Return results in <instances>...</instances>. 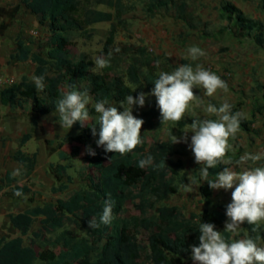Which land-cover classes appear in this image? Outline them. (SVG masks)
Here are the masks:
<instances>
[{
    "label": "trees",
    "instance_id": "obj_1",
    "mask_svg": "<svg viewBox=\"0 0 264 264\" xmlns=\"http://www.w3.org/2000/svg\"><path fill=\"white\" fill-rule=\"evenodd\" d=\"M264 4V0H259ZM24 7L37 17L38 24L47 32L46 54L40 55L32 51L28 42L16 39V50L10 55L17 62L30 61L34 65V76H44L45 87L38 91L34 81L22 76L20 81L11 85L6 93H0V102L11 109L30 110L41 116L56 111V103L66 91L75 90L89 94L93 104L107 100L109 104L120 105L126 96L134 98L144 91L154 88V81L160 72H172L179 65L172 64L169 59L153 55L145 46L115 41L118 25L125 21L122 16L125 6L122 0H23ZM104 6L110 11H102L95 6ZM174 11L175 19L187 27L192 25L188 20L183 0H153L146 4L148 15L161 9ZM220 18L226 22L218 29V33L229 32L238 39L251 38L257 44H264V26L242 14L228 2L219 7ZM108 23L106 37L100 55L108 58L111 50L110 66L94 71L93 62L85 54L72 57L68 51L70 36L75 32H85L92 25ZM119 48L117 53L115 49ZM181 64H186L182 62ZM27 108V109H26ZM147 125L160 119L156 101L143 112ZM192 123V119L181 120L176 126L181 131ZM246 129V123H240ZM75 128L82 130L79 122ZM97 135L99 124H96ZM91 131V128H88ZM87 131V129H86ZM79 134L74 140H80ZM30 139L29 134L19 139L22 147ZM172 141H154L145 147L138 146L134 151L121 156L119 153H105L104 149H96L95 156H87L88 165L94 169L98 178L88 177V185L72 191L65 199H57L44 203L36 208H28L16 214H9L8 220L18 236L10 239L0 238V264H185V259L192 256V246H199V224L212 223L217 231L223 232V224L227 220L226 206L220 209H208L213 196V189L207 181L200 183L199 172H193L192 182L199 185L201 203L205 206L198 213L187 217L181 209L167 207L162 217L149 215V210L156 202L178 193L181 185H186L185 177L177 179L172 170L182 168L180 160L174 161L179 154ZM79 148L70 153L58 152L59 163L51 164L50 172L57 184L53 192H62L71 183L72 177L67 174L68 166L62 162L75 159ZM151 155L153 163L144 169L138 162ZM111 158V159H110ZM13 159L22 167L21 176L28 179L36 165V153L31 155L17 149ZM110 159V160H109ZM225 165L209 169V180L215 179ZM17 179L5 174L4 182L11 187L10 193L21 198L32 193L27 185L15 183ZM159 189L158 198L153 190ZM21 191L22 196H15ZM115 201L113 220L110 225L100 224L96 229L88 228V220L95 218L99 223L107 194ZM138 202L134 204L139 215L128 218H117L123 212L124 202L132 197ZM39 217V229L32 232L35 218ZM81 224L86 236L79 237L69 226ZM252 225L242 224L240 235L245 234L255 239L256 243H264V222L257 232H252ZM140 231L146 233L143 245L138 239ZM47 233L49 248L37 252L34 245L45 238ZM32 235L25 244L24 237ZM227 237L230 234L224 233ZM44 240V239H43ZM59 251L54 252L55 248Z\"/></svg>",
    "mask_w": 264,
    "mask_h": 264
},
{
    "label": "rangeland",
    "instance_id": "obj_2",
    "mask_svg": "<svg viewBox=\"0 0 264 264\" xmlns=\"http://www.w3.org/2000/svg\"><path fill=\"white\" fill-rule=\"evenodd\" d=\"M153 0H122L125 11L122 16L125 21L123 24L118 25L115 35V41L121 43H133L145 46L153 55L162 59H169L172 64L181 65L182 62L191 64L193 67L196 64H201L205 69H208L221 77L227 84L229 92L227 94L218 92L212 97L206 96L202 88H194L193 91L200 98L202 104L197 107L193 105V109L182 120L195 118L192 115L194 110L196 115L201 118L215 119L214 116H207L204 108L208 104L219 107L225 100L233 105V112L243 111L245 118L248 119L251 112H258L259 124H248L249 131L239 129L234 140L230 143L233 144V150L229 151L227 157H230L233 162L239 159L245 152L256 154L264 153V49L255 47L251 41L243 42L235 39L228 32L218 33L217 30L225 25L224 20L220 18L219 7L224 2H229L233 6L240 9L246 15L258 19L260 16L264 17V5H260L257 0H183L186 3L185 13L190 21L192 28L187 27L181 21L175 19L174 11L171 9L161 8L157 10L154 15H148L145 12L146 4ZM11 4H18L20 6L19 17L20 23L19 33L14 37L28 42L33 52L45 56L46 54V39L47 32L42 28L38 22L37 17L31 14L23 5L22 0H15ZM96 9L102 11H110L104 6H95ZM109 29L108 23H98L92 25L85 32H75L70 36L71 43L68 51L72 57H77L80 54H85L88 59L93 62L94 71H100V68L95 66V59L100 57L107 30ZM32 32H36L32 34ZM196 45L201 47L207 53L206 56L200 57L197 61H192L187 57V48ZM250 53L253 58V65L251 71H247V64L244 60L247 54ZM231 54V56H229ZM230 60V61H229ZM12 65L7 68H12V73L7 74L2 71L0 76L4 79H10L11 84H4L1 93H6L7 89L16 84L20 77L18 73L24 74L33 81L34 65L30 61L16 62L10 60ZM230 64L228 67L221 68L225 64ZM261 65V67H260ZM261 70H260V69ZM229 73L226 75L225 73ZM0 89V90H1ZM146 87L143 93H150ZM156 101L154 96H147L144 107L138 105L132 106L133 115L137 118L144 120L141 129V145L147 147L154 141H172L174 137L182 138L188 130L184 127L178 131L176 124L171 122L162 124L161 118L153 121L151 126L147 125V121L143 115L151 103ZM112 105H116L113 104ZM119 111H123L120 105H116ZM2 109L6 111L5 107ZM27 109V108H26ZM87 109L90 114L88 125L82 127V130L76 129L75 124L71 129L61 128L59 124V114L54 111L45 116L35 114L34 117L29 119L33 127L34 139L24 145L26 150L30 152L35 151L37 154V162L32 169V174L26 181L22 178L21 174L17 175V183L19 185L27 184L32 193L30 195L15 198L11 195V187L7 186L3 181L4 171L13 173L15 170L12 161L4 159L0 162V224L1 221L7 220L9 214H15L28 208H36L42 206L46 202L55 201L57 199H65L72 191L82 189L88 185V177L97 180L98 175L87 163L86 149L90 146L92 150L103 149L98 147L92 132L88 130L93 124L97 122L98 114L95 113L94 104L90 99ZM14 111V110H12ZM19 111V110H17ZM30 110H22V117H29ZM244 118V120H246ZM42 119V120H41ZM254 121L255 119H251ZM257 120V121H258ZM251 121V122H252ZM247 123V122H246ZM87 129V131H86ZM257 131L256 134L253 132ZM81 135L80 140H74L76 136ZM252 134V135H250ZM192 133H187V142L181 139V142L175 143L174 148L179 153L173 156V160H180L182 168L173 169L172 174L179 179L185 177L188 181L186 185H181L178 188V193L168 196L161 202H156L152 209L149 210V215L154 217H162L167 207L181 209L187 217L198 213L205 206L201 203L199 194V185L204 184V180L200 179V183H193V172H199L200 165L195 163L194 155L192 154L189 145L191 142ZM5 140V139H4ZM3 141V140H2ZM28 144V145H27ZM140 145V146H141ZM79 148V155L75 159L62 162L68 166L67 174L72 177L71 183L67 185V189L62 192H53L52 187L57 184L50 172V165L59 163L60 160L57 156L58 152L63 151L70 153L75 148ZM5 150L4 143L1 145V150ZM54 155V156H53ZM248 166H264V159L259 161L256 165ZM240 171L241 168H236ZM191 185L189 188L188 186ZM233 189H220L213 190V196L210 203L206 208L220 209L223 205L231 203V192ZM160 190H153V196L158 198ZM138 202L135 193L132 197L127 199L123 204V212L117 218H128L130 216H138L139 212L134 206ZM39 217L35 218L32 232H37L39 229ZM10 225V224H9ZM225 223L223 224V227ZM242 227V226H241ZM79 237H85L84 227L79 225L69 226ZM241 231V230H240ZM53 235L45 233L41 240L34 245L37 252L42 248H49L47 243L48 238L52 239ZM30 234L24 237L25 244L30 241ZM5 238V237H4ZM44 239V240H43ZM140 243L143 245L146 241V233L140 231L138 235ZM258 246L264 247V243ZM51 248V247H50ZM59 248H55L54 252H58ZM185 264H195L192 256L185 259Z\"/></svg>",
    "mask_w": 264,
    "mask_h": 264
},
{
    "label": "clouds",
    "instance_id": "obj_3",
    "mask_svg": "<svg viewBox=\"0 0 264 264\" xmlns=\"http://www.w3.org/2000/svg\"><path fill=\"white\" fill-rule=\"evenodd\" d=\"M119 51V48L115 49V52ZM112 54L110 50L108 58L97 57L94 61L95 66L100 69L109 67ZM206 55L201 47L192 45L187 48L185 58L197 61ZM33 81L38 91L44 89V76H34ZM154 85L150 93L141 92L136 98L128 95L124 101H120L123 111H119L116 105L109 104L107 100H100L94 104L98 118L91 126V132L95 137L96 124H99V139L96 140V144L103 147L106 154L112 152L123 156L143 143L141 129L144 120L133 115L132 106L144 107L147 96L156 98L162 124L169 122L177 124L193 109V105L199 107L202 104L193 91L194 88H202L204 94L209 97L218 92L225 94L229 92L228 84L201 64H196L195 67L191 64H181L170 73L162 71ZM89 102L90 97L86 91L81 92L74 88L66 91L56 103L61 128L71 129L76 122H79L81 127L88 125ZM232 109L233 105L227 100L219 107L208 104L204 112L215 119H201L193 110L192 115L195 118L187 126L188 130L184 131L185 135L182 138L174 137L173 144L181 142V139L187 142V133H192L189 148L194 155L195 163L200 165L201 179L207 181L211 189L234 188L231 192V203L226 206L228 219L224 231H217L212 223L199 224V246H192L191 249L195 264H264V247L256 243L261 237L253 239L247 234L242 237L240 235L241 225L245 222L253 226L252 232H257L264 222V166H248L249 162L256 165L264 159V153L245 152L235 162L230 157L226 158L229 151L233 150L230 141L235 139L240 122L245 118L243 111L233 112ZM86 154L95 156L96 152L89 146ZM152 163L153 157L149 155L139 160L138 167L144 169ZM218 165H225L223 171L218 172L215 179L209 180V169ZM238 167L241 168L240 171L236 170ZM20 173V168H17L12 174L17 176ZM14 195L19 197L23 193L15 191ZM114 206L115 201L109 193L99 223L92 218L87 222L88 228L96 229L100 224L110 225ZM224 233L230 235L226 237Z\"/></svg>",
    "mask_w": 264,
    "mask_h": 264
},
{
    "label": "crops",
    "instance_id": "obj_4",
    "mask_svg": "<svg viewBox=\"0 0 264 264\" xmlns=\"http://www.w3.org/2000/svg\"><path fill=\"white\" fill-rule=\"evenodd\" d=\"M11 1L15 2V0H0V73L2 71H4L7 74L12 73V68H7V66L12 65V63H9V61L11 60L10 55L13 54L16 50V41L13 42V40H14V37L17 36V34L19 33V30H20L19 26H17L20 23V17H19L20 6L18 4H11L10 3ZM257 1L259 2V4L261 6L264 5L259 0H257ZM235 8L238 9L237 7H235ZM238 10L240 12H242L240 9H238ZM242 14L244 16L254 20V21L259 22L262 26H264V17L260 16L258 19H256L255 17H250V16L246 15L244 12H242ZM225 24H226V22H225ZM231 36H233L235 39H237L240 42H243L244 40H246L247 42L253 41L254 43L253 42L252 43L256 45L255 47L260 48V49H264V44L259 45L251 38L238 39L237 37H235L232 34H231ZM229 56H231V54ZM244 60L246 61V64H247V68H248L247 71H249L251 69L252 65L254 64L252 61L253 60L252 55L250 53H248ZM229 65H230L229 63L225 64L224 66L222 65L221 68H223V67L225 68L226 66L228 67ZM260 67H261V65H260ZM18 74L21 77L25 76L24 74H21V73H18ZM225 74L229 75L228 72ZM21 77H20V79H21ZM20 79H19V81H20ZM5 80H7V78L4 79L0 76V89L3 87V83ZM2 91H3V89L0 90V93ZM2 106H4V105H2L0 102V162L3 160V158L11 160L14 168L15 169L20 168V170L22 172V167L13 159V154L17 149H20L29 155L35 153V151L30 152L29 150H26V147L24 148V145L27 142L32 141L34 139V132H33L34 129L31 126L29 119L34 117L35 114L33 112H31L28 114L29 117L25 118V117H22L20 108L11 109L9 106H4L6 109V111H4L2 109ZM12 110H14V111H12ZM17 110H19V111H17ZM258 114L259 113L256 111L251 112L248 119H246V118H245L246 120L242 119L241 122H244V123L247 122L246 123V129L241 128V126H240V129L247 132V131H249V129L247 127L248 124H251L253 127L255 124H257V126H258V124H259ZM39 116H41V115H39ZM253 118L255 119L254 121L251 120ZM253 133L256 134L257 131H254ZM25 134H29L30 139L22 147H20L19 146V139H21L23 137V135H25ZM250 135H252V134H250ZM3 143L5 145V150L3 149V151H2L1 145ZM57 156H58V154H57ZM36 162H37V154H36ZM6 173H9L10 175L13 176V174L10 171H4L3 180H4ZM31 174H32V171H31ZM13 177H15L17 179V176H13ZM30 177H31V175H30ZM24 180L26 181L27 179H24ZM15 183H17V181ZM25 185H27V184H25ZM1 223H2V225L0 224V238L5 237L4 239H10V238H14V237L18 236L17 231L15 229H13L11 227V225H9L10 223L8 220V216H7V220L5 219V221L3 220V221H1ZM260 243H262V242H258L257 245H259Z\"/></svg>",
    "mask_w": 264,
    "mask_h": 264
},
{
    "label": "built area",
    "instance_id": "obj_5",
    "mask_svg": "<svg viewBox=\"0 0 264 264\" xmlns=\"http://www.w3.org/2000/svg\"><path fill=\"white\" fill-rule=\"evenodd\" d=\"M32 34H35L36 35V32H32ZM11 83H12V81L9 80V79H7V80L4 81V84H11Z\"/></svg>",
    "mask_w": 264,
    "mask_h": 264
}]
</instances>
